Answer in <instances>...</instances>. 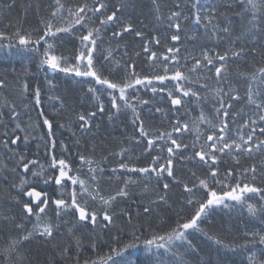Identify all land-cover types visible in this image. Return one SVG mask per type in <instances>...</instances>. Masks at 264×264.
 I'll use <instances>...</instances> for the list:
<instances>
[{
    "label": "snow or ice",
    "instance_id": "6c2138e0",
    "mask_svg": "<svg viewBox=\"0 0 264 264\" xmlns=\"http://www.w3.org/2000/svg\"><path fill=\"white\" fill-rule=\"evenodd\" d=\"M0 49V264H264V0H0Z\"/></svg>",
    "mask_w": 264,
    "mask_h": 264
},
{
    "label": "trees",
    "instance_id": "16d2710c",
    "mask_svg": "<svg viewBox=\"0 0 264 264\" xmlns=\"http://www.w3.org/2000/svg\"><path fill=\"white\" fill-rule=\"evenodd\" d=\"M15 14V13H14ZM35 24V20L30 13L28 15V19L26 22L27 26H32ZM28 68L30 69V72L26 75V78L29 80H33L34 77L32 76V73H35L36 68L35 65L30 63L27 59L21 60L19 57L11 56L7 50L0 49V74L7 73L9 79L14 78L17 74L25 75L24 69ZM60 80V88L63 90V88L67 87V85L64 83V78L61 76L59 78ZM46 98V97H45ZM32 115H35V113H32ZM118 123V122H117ZM115 128L114 135L119 132V128L115 125L113 126ZM65 136H68V132H64ZM133 210H135V205H133ZM223 217L224 220V226L226 228L225 235L227 236V232H236L238 229L242 230L245 228V226L248 227H259L258 222L250 221L248 216L246 214H242L239 211H235L231 214V216L227 215L226 213H219L215 219L217 222H219L220 218ZM231 237H227V240H230ZM226 240V242H227ZM195 243L198 244L201 248L205 250V252L209 251V249H214L215 245H212L211 242L207 241L204 237H198L195 240ZM105 248H101L100 251H105ZM130 252H135V249L129 250ZM223 255L225 264H240L241 261H244L246 259V253L237 250L236 252L228 251L226 254L223 252L221 253ZM136 255H139L141 257L144 256L143 252L136 253ZM213 259H215V255L213 254Z\"/></svg>",
    "mask_w": 264,
    "mask_h": 264
}]
</instances>
